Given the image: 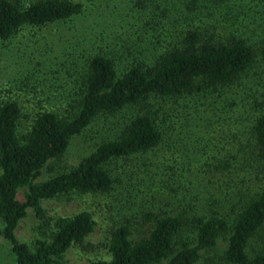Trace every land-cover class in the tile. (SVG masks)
Instances as JSON below:
<instances>
[{"label":"trees","instance_id":"1","mask_svg":"<svg viewBox=\"0 0 264 264\" xmlns=\"http://www.w3.org/2000/svg\"><path fill=\"white\" fill-rule=\"evenodd\" d=\"M252 5L262 9L255 16ZM82 11L83 5L72 0H0V41L24 27L63 22ZM259 13L264 22V0H130L124 13L131 20L129 28L114 34L112 49L81 55L84 65L76 68V85L63 108L54 111L30 99L24 104L13 92L0 90V233L16 264H65L61 259L68 250L83 245L96 228L86 211L57 217L51 233L30 248L15 235L27 209L41 216L44 201L108 193L114 184L113 162L152 152L165 139L166 148L181 156L179 150L189 148L184 140L191 137L192 126L199 125L186 120L193 117L191 111L198 107L196 115L216 119L220 110L227 113L221 96L237 90L259 65L258 41L264 42ZM22 90L31 93L26 82ZM261 104L255 102L246 111L247 142L231 156L219 157L214 166L218 171L234 164L260 170L262 183L252 194L227 199L229 214L215 208L202 214L189 208L177 215L147 213L148 229L137 239L130 238V221L123 220L109 230V260L89 264H196L201 252L215 247L219 238L226 241L227 264H264ZM93 122H101L100 129L106 131L94 151L70 170L36 182L45 165L61 157ZM21 191L23 201L17 198ZM259 233L263 236L253 246Z\"/></svg>","mask_w":264,"mask_h":264},{"label":"rangeland","instance_id":"2","mask_svg":"<svg viewBox=\"0 0 264 264\" xmlns=\"http://www.w3.org/2000/svg\"><path fill=\"white\" fill-rule=\"evenodd\" d=\"M31 1L34 0H22L24 4ZM72 1L83 5L81 14L42 27H24L8 41H0L1 91L13 92L12 96L24 104L30 99L57 111L65 106L67 95L76 85V68L84 65L81 55L101 53L107 47L112 49L110 39L114 34L129 28L131 20H126L124 13L130 6V0ZM252 7V16L262 10ZM260 16L259 13L257 26L259 37L264 40V22ZM255 38L258 39L256 33ZM258 43L256 72L245 77L237 90L221 96L223 105L229 107H226L227 113L220 110L216 119L209 115L203 117L201 112L202 117L196 115L198 107L191 111L193 117L186 120L190 121L189 125H199L192 126L191 137L184 140L189 148L180 149L181 156L176 149L166 148L165 139L156 150L145 155L118 159L110 165L114 178L110 192L70 194L44 201L41 216L27 209L15 232L16 238L33 248L36 239L51 233L55 218L70 217L80 211L89 212L96 222L95 231L85 238L83 245L71 247L61 259L65 264H89L109 260L106 248L109 230L123 220L130 221V238L137 239L148 229V223L144 221L147 213L163 211L177 215L189 208L202 214L209 208H215L229 214L227 199H244L262 183V174L257 169L239 168L235 164L227 170L214 169L219 157L231 156L236 153V147L247 142V134L244 135L243 131L250 113L246 114V111L250 112L255 102H262L258 112L264 110V42ZM24 82L31 88L30 94L23 92ZM238 97L241 99L237 102ZM100 128L101 122L98 125L93 122L75 136L61 157L45 165L36 182L70 170L94 151L106 134ZM24 194L25 191L19 192L17 198L23 201ZM1 228L0 221V231ZM260 236L263 234L254 237L253 246L258 245ZM225 248V239L219 238L215 247L201 252L196 264H227L223 259ZM0 264H16L10 244L1 233Z\"/></svg>","mask_w":264,"mask_h":264}]
</instances>
